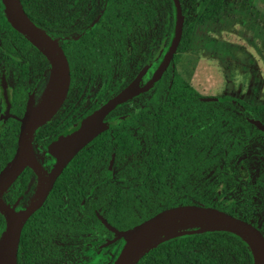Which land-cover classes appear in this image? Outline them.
I'll use <instances>...</instances> for the list:
<instances>
[{
  "label": "trees",
  "instance_id": "16d2710c",
  "mask_svg": "<svg viewBox=\"0 0 264 264\" xmlns=\"http://www.w3.org/2000/svg\"><path fill=\"white\" fill-rule=\"evenodd\" d=\"M105 1L107 5L119 2L127 14L119 18L120 46L113 29L107 27L105 30L100 48L107 63L104 69L95 64L94 69L90 70L89 83L95 87L89 103L91 107L105 100L110 90H115L114 86L117 89L128 79L144 74L149 60L153 62V67L157 65L171 40L175 21L172 0ZM179 2L184 20L170 64L159 77L153 78L152 74L151 92L128 99L109 113L111 126L108 130L111 132L105 130L98 134L66 164L54 184V192L58 200L63 194L74 197L71 199L72 218L70 221L62 220L66 207L58 209L53 222L57 236L54 241L49 238L39 243L35 240L25 241L21 234L17 264H69L79 246L86 249L89 242L99 247L105 255L97 258L94 264H111L123 238L100 246L111 237V232L95 217V207H100L103 217L118 229H127L162 208L184 203L214 206L249 220L237 210L224 207L215 192L221 184V193L225 197L231 196V182L239 174L235 166L237 158L245 152L257 151L252 145L254 137L249 131H261L247 118L260 119L264 123V103L253 104L228 96H223L220 101H206L180 75L175 66L176 58L190 46L194 26L213 20L222 11L224 0ZM21 3L33 21L46 31L56 35V28L64 26L57 25L56 18L66 15L65 0H21ZM0 44V49H7L15 55L20 50L24 51V90H29L34 82L28 81V77L47 62L40 60L37 55L39 51L11 27L1 0ZM150 46L152 56L148 53ZM81 69L82 64L73 70L71 87L62 104L65 111L61 112L52 128H59L60 120L65 121L69 117L67 107L75 106L76 101L80 104L76 106L81 107L85 96L82 98L80 94L83 87ZM99 69L102 75L96 79L94 77ZM72 85H80L79 92L75 88L71 92ZM21 93L24 92L21 90ZM116 123L125 126L131 124L142 132L144 142L140 160L123 158L125 153L133 156L139 150L140 143L124 130L120 135L115 134ZM49 125L39 128L36 135ZM241 131H245V134H241ZM113 151L112 169L107 173L106 165ZM169 165L174 175V184L170 188L162 183ZM26 171L19 175L8 194L17 193L18 184L21 179L24 180ZM90 171L100 172V175L86 173ZM149 178H153L159 189L153 197L144 189ZM180 184L185 185L184 189L178 187ZM9 196L12 198L13 194ZM34 225H38L37 220H28L22 233L32 231ZM51 225L50 221L43 224L48 230ZM261 231L264 234V228ZM136 264H252V255L239 236L224 230H208L166 240L149 250Z\"/></svg>",
  "mask_w": 264,
  "mask_h": 264
},
{
  "label": "water",
  "instance_id": "95a60500",
  "mask_svg": "<svg viewBox=\"0 0 264 264\" xmlns=\"http://www.w3.org/2000/svg\"><path fill=\"white\" fill-rule=\"evenodd\" d=\"M5 17L17 32L22 34L37 48L49 62L50 93L43 108L33 115L35 102L33 94L28 96L23 115L20 118L16 147L12 157L0 169V214L4 217L5 226L0 234V264H17V249L20 232L26 219L43 202L54 180L68 161L98 132L104 130L108 123L104 116L117 104L130 98L138 89L139 78L131 80L117 93L109 97L99 107L79 121L77 129L70 133H62L48 144V151L56 159L50 169L33 167L28 163L32 154L31 142L37 127L44 124L63 103L69 88L70 72L65 53L58 41L38 26L25 12L21 0H1ZM175 7V21L171 40L165 50L161 62L153 72V78L159 77L169 65L179 43L183 15L179 0H172ZM224 97L218 95H202L203 100L220 101ZM257 128L264 131V124L256 118H247ZM113 154L107 170L110 171ZM25 165H29L39 177L40 193L24 209L16 210L14 205L4 202L3 194ZM99 220L113 233V237L103 245L123 238V243L111 264H136L149 250L173 237L208 230H224L239 236L248 246L252 255V264H264V234L251 221L240 218L214 206L184 203L162 208L142 221L127 229H118L110 224L101 214ZM207 226L198 230L189 229Z\"/></svg>",
  "mask_w": 264,
  "mask_h": 264
},
{
  "label": "flooded vegetation",
  "instance_id": "af4514ba",
  "mask_svg": "<svg viewBox=\"0 0 264 264\" xmlns=\"http://www.w3.org/2000/svg\"><path fill=\"white\" fill-rule=\"evenodd\" d=\"M65 6H66V15L65 16L61 15L56 18L57 25H64V26L56 28V30L58 31V34L55 35L53 33L46 31L45 29L44 30L48 34H50L52 37H54L57 41H59V44L62 47L65 53V56L67 58L68 65H69V72H70V83H69L68 92L71 87L72 75L74 74L73 70H75L78 65L82 64V69L80 71V75H81L80 81L81 83H83V87H82V91L80 92V94L82 98L84 95L85 96L83 98L81 107L76 106V105H80L78 104L77 101L75 103V106L70 107V109L67 107V109L70 110L69 117L68 118L66 117L65 121L60 120L59 128H56V127L52 128V126L54 125L57 118H59V116L62 114L61 112L65 111V108L62 107L63 103L58 108V110L53 114V116H51V118H49L41 126L37 127L36 130L34 131L32 142H31L32 154L30 155V165H32L33 167H39L41 169V172H43L44 168L50 169L56 162L55 157L51 155L48 151V148H47L48 144L54 139H56L60 134L70 133L74 131L75 129H77V127L79 126V121L83 117L91 113L93 110L99 107L103 102H105L109 97L117 93L124 86H126L131 80H133V78L128 79L127 81H125L124 84L117 86V89H116V86H114L113 89L115 90L113 91L110 90L105 100H103L102 102L92 107L89 105L91 96L93 93H95V87L90 85L89 83V80L91 78L90 73H92L90 72V70L94 69L95 64H98L99 68L102 67L104 69V65L106 67V63H107V59L104 56V52L100 48L101 43L104 41V38H105V30L107 29V27L113 29V31L116 33L115 40L120 46L121 42L119 38V31H120L121 25H120L119 18L121 17L122 14H127V13H126V10L122 7V5L119 2L113 3V4L110 3L107 5V2L105 0H65ZM116 7H119V9H116ZM167 47L168 45L166 46L165 50L167 49ZM152 50H153L152 46H150L149 52H148L150 55L153 52ZM165 50L162 52L160 60L158 61L155 67H153L152 65L153 62L151 60L147 62L145 73L142 74L140 77H138L139 79L147 80L151 78L155 68L161 62V59L163 57ZM119 51H120V48H118L117 52ZM39 53L40 54H37L39 55V59L40 60L44 59L47 62V65L40 67L36 71V73L32 74L31 76L29 77L27 76L28 81H32L34 82V84L31 88H29V90L25 91L24 87L26 86V83H25L26 82V70H25V59L23 55L24 51H21V50L18 51L17 52V54L19 55L18 56V55H15L16 53L12 54L7 49H0V169L12 157L15 151L16 140H17L19 125H20V118L23 115V111H24L28 96L30 94H33L35 105L41 99V96H40L39 100L35 101L36 88L40 81H42L46 77L48 78L50 66L45 56L40 51ZM11 54L13 55V57L11 56ZM10 56L12 57V60ZM98 71H99L98 75L94 77L96 79H100V75H102V73L100 74V69ZM151 86L145 91L144 90L138 91L137 93L133 94L130 98H127L125 101L121 103H124L128 99H131L135 96H139L140 94L141 95L143 93L148 94L149 92H151L150 91ZM73 88H75L76 91L79 92V89L81 88V86L78 85L77 87H74L72 85L71 92ZM21 90L24 93H21ZM25 94L26 96L24 97ZM121 103L117 104L114 108H116ZM114 108H112L103 118V121L107 122L108 126L104 130L98 132L94 137L104 132L105 130H108V128L111 126V121L109 120L108 115ZM46 124H50L49 127L46 130H40L38 135H36L38 129L42 128ZM133 127L135 126H125L121 123H118V124L116 123V129L114 132L115 134L120 135L121 131L124 130L126 133L132 134L130 129ZM258 130L261 132H257L254 130L249 131L250 133H252L254 140H258L259 134H264L263 130H260L259 128ZM108 131L111 132L110 129ZM141 136H142V132H141ZM142 141H143V136H142ZM112 154H113V161H114V151L111 152L110 158ZM125 155L126 153L123 154L122 156H125ZM110 158H109L108 164L110 162ZM108 164L106 165V171L107 173H110L112 169V165H111L110 171H108L107 170ZM241 165L242 164H239L238 166L239 174L235 175V178L233 179L230 185L231 196L225 197L221 193L222 186L220 183H219L220 185L216 188V192H215L216 198L219 201L222 200L224 207L228 209L237 210V208L240 207L241 204L239 201H237L238 197L235 196L234 193H236L238 190L240 191L239 193H241L242 190L245 189V187L247 186L248 174L244 166H241ZM24 170L25 171L27 170L25 173V178L24 180L23 179L20 180L18 184L19 190L17 191V193L16 194L15 192L10 193V194H13V197L11 198L9 196L10 194H8L9 188L14 184L16 179L19 177V175ZM61 173L62 171L60 172V174ZM86 173L91 174L92 176L100 175V172L98 173L94 171H90ZM20 174L14 179V181L11 183V185L7 188V190L4 192L2 196L4 202L9 205H14V208L16 210L24 209L30 203H32V200L35 198V196L37 195L40 189V186H38V182L40 181L39 177L29 165H25L23 170L20 172ZM58 176L54 180L53 185L48 191L42 204L33 213L30 214V216L26 219L25 223L23 224L22 228L24 227L26 222L30 219L34 221L37 220L38 222V225L33 226L32 231H28V232L25 231L22 233V228H21L20 236L21 234H23V240L25 241L35 240L38 243L48 238L52 239L53 241L57 240L55 224L53 222H55L57 218L58 209H62L66 207L62 220L70 221V219L72 218L73 202H71V199L73 200L74 197L63 194L61 195L62 196L61 200H58L57 193L56 191L54 192V189H55L54 184ZM263 187H264V184H263ZM85 189H87V186L85 187ZM89 192L92 193L91 191ZM86 196L88 195L86 194ZM83 200L84 198L81 199V205H83L82 203ZM91 205L93 208L94 203ZM94 211H95L94 212L95 217L99 220L98 214L102 215L101 208L97 207L96 209L95 207ZM48 221L52 222V225L50 226L51 229L49 230L47 228H44L46 226H43V224L47 223ZM249 221L251 220L249 219ZM251 222L255 226L259 227L253 221ZM4 226H5V220H4V217L0 214V228L3 227L0 229V234L4 229ZM36 234H38V236H35ZM112 237H113V233L111 232L110 238ZM104 242L105 241H103L100 246H104L103 245ZM88 245H93V243L89 242ZM27 246L29 247L30 244H27ZM97 253H99V255L101 254L100 257L105 256L102 253V251L99 249V247L97 248ZM72 259L73 257L71 258V261ZM71 261L69 262V264L71 263Z\"/></svg>",
  "mask_w": 264,
  "mask_h": 264
},
{
  "label": "rangeland",
  "instance_id": "374dc122",
  "mask_svg": "<svg viewBox=\"0 0 264 264\" xmlns=\"http://www.w3.org/2000/svg\"><path fill=\"white\" fill-rule=\"evenodd\" d=\"M192 39L187 50L178 54L175 66L180 75L200 95L230 96L253 104L264 103V0H224L222 11L213 20L205 25L194 26ZM46 78L37 85L35 101L39 100L49 80V74L47 80ZM152 82V78L139 79L138 89L144 88L145 91L150 88ZM130 131L139 141L140 147L133 156L126 154L123 158L138 161L143 146L141 132L136 126ZM243 133L245 134V131H241V134ZM252 145L256 152H247L236 160L235 166L242 164L248 176L245 189L241 193L238 190L234 195L241 204L237 211L262 229L264 134H259L258 140H254ZM162 181L168 188L173 186L171 165ZM156 184L153 178L145 182V192L151 197L159 191ZM184 186L180 184L178 187L184 189ZM205 227L206 225L189 229L198 230ZM94 245H89L86 249L79 246L70 264H94L101 255L97 253Z\"/></svg>",
  "mask_w": 264,
  "mask_h": 264
},
{
  "label": "bare ground",
  "instance_id": "6f19581e",
  "mask_svg": "<svg viewBox=\"0 0 264 264\" xmlns=\"http://www.w3.org/2000/svg\"><path fill=\"white\" fill-rule=\"evenodd\" d=\"M49 93H50V80H48V82H47V85H46V87H45V89H44V91H43V93L41 95L40 101L35 105V107L33 109V115H36L43 108V106L47 102ZM27 161L30 164V156L28 157V160ZM40 189H39V191H38V193H37V195L35 197H37L39 195ZM205 225L207 227V226H212L213 224L211 222H208Z\"/></svg>",
  "mask_w": 264,
  "mask_h": 264
}]
</instances>
